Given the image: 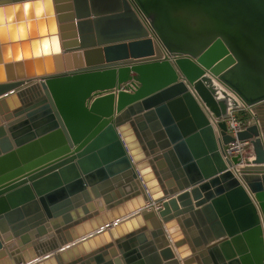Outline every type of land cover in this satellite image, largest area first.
Here are the masks:
<instances>
[{
  "label": "water",
  "instance_id": "obj_1",
  "mask_svg": "<svg viewBox=\"0 0 264 264\" xmlns=\"http://www.w3.org/2000/svg\"><path fill=\"white\" fill-rule=\"evenodd\" d=\"M0 264H264V0H0Z\"/></svg>",
  "mask_w": 264,
  "mask_h": 264
},
{
  "label": "built area",
  "instance_id": "obj_2",
  "mask_svg": "<svg viewBox=\"0 0 264 264\" xmlns=\"http://www.w3.org/2000/svg\"><path fill=\"white\" fill-rule=\"evenodd\" d=\"M233 113L234 112H232L231 117L227 120V126H228V132L236 136L237 132L244 130L249 124H251L253 119L248 124H244ZM246 147H249L250 150L252 151V144L250 140H244V141L237 140L236 142H233L229 145L228 152L230 155L241 154L243 156V150Z\"/></svg>",
  "mask_w": 264,
  "mask_h": 264
},
{
  "label": "rangeland",
  "instance_id": "obj_3",
  "mask_svg": "<svg viewBox=\"0 0 264 264\" xmlns=\"http://www.w3.org/2000/svg\"><path fill=\"white\" fill-rule=\"evenodd\" d=\"M240 113V114H239ZM241 122H243L244 124H248L250 121H252V118L251 116H249L247 114V112H238L237 111H234L233 113ZM243 115V116H242ZM251 155V150L249 147H246L244 150H243V156L246 157V156H250ZM250 158V157H249Z\"/></svg>",
  "mask_w": 264,
  "mask_h": 264
},
{
  "label": "crops",
  "instance_id": "obj_4",
  "mask_svg": "<svg viewBox=\"0 0 264 264\" xmlns=\"http://www.w3.org/2000/svg\"><path fill=\"white\" fill-rule=\"evenodd\" d=\"M238 112H247V114L249 115V116H251V117H253V115L247 110V109H245L244 107L243 108H241L240 110H237V113ZM240 114V113H239ZM243 116V115H242ZM253 119V118H252ZM253 152L251 151V155L249 156L250 157V159L253 157Z\"/></svg>",
  "mask_w": 264,
  "mask_h": 264
},
{
  "label": "bare ground",
  "instance_id": "obj_5",
  "mask_svg": "<svg viewBox=\"0 0 264 264\" xmlns=\"http://www.w3.org/2000/svg\"><path fill=\"white\" fill-rule=\"evenodd\" d=\"M242 108H243V106H242ZM234 112V111H233ZM252 159V158H251Z\"/></svg>",
  "mask_w": 264,
  "mask_h": 264
}]
</instances>
